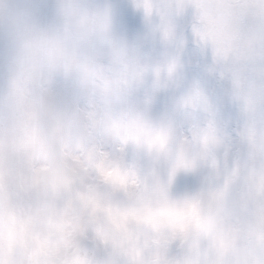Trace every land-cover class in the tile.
<instances>
[{
    "label": "clouds",
    "instance_id": "9594fccd",
    "mask_svg": "<svg viewBox=\"0 0 264 264\" xmlns=\"http://www.w3.org/2000/svg\"><path fill=\"white\" fill-rule=\"evenodd\" d=\"M0 264H264V0H0Z\"/></svg>",
    "mask_w": 264,
    "mask_h": 264
}]
</instances>
